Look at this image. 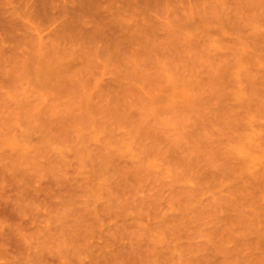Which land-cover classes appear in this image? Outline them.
<instances>
[{"label": "rangeland", "instance_id": "obj_1", "mask_svg": "<svg viewBox=\"0 0 264 264\" xmlns=\"http://www.w3.org/2000/svg\"><path fill=\"white\" fill-rule=\"evenodd\" d=\"M41 262L264 264V0H0V264Z\"/></svg>", "mask_w": 264, "mask_h": 264}, {"label": "bare ground", "instance_id": "obj_2", "mask_svg": "<svg viewBox=\"0 0 264 264\" xmlns=\"http://www.w3.org/2000/svg\"><path fill=\"white\" fill-rule=\"evenodd\" d=\"M11 158H12V159H11V160H12V162L14 163L13 157H11ZM14 159H16V157H15ZM6 161H7V160H6ZM13 163L9 162V163H7V164H8V165L10 164V166H11V165H13ZM7 164H5V166H4V167H7V166H6ZM41 263H42V262H41ZM42 264H43V263H42Z\"/></svg>", "mask_w": 264, "mask_h": 264}]
</instances>
